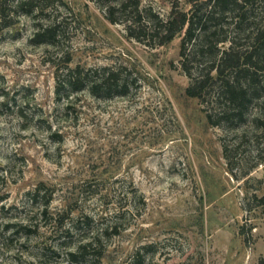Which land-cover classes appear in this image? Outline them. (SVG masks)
<instances>
[{
  "label": "rangeland",
  "instance_id": "obj_1",
  "mask_svg": "<svg viewBox=\"0 0 264 264\" xmlns=\"http://www.w3.org/2000/svg\"><path fill=\"white\" fill-rule=\"evenodd\" d=\"M143 3L163 15L175 3L190 9L188 0ZM51 10L47 24L66 23L59 46L34 45L38 21L26 16L0 31V264H259L264 126L254 119L264 120V91L245 123L213 127L186 95L181 36L149 48L89 0H57ZM62 56L70 67H126L141 88L58 103ZM87 216L90 226L73 230ZM114 222L119 234L71 262L87 236Z\"/></svg>",
  "mask_w": 264,
  "mask_h": 264
},
{
  "label": "trees",
  "instance_id": "obj_2",
  "mask_svg": "<svg viewBox=\"0 0 264 264\" xmlns=\"http://www.w3.org/2000/svg\"><path fill=\"white\" fill-rule=\"evenodd\" d=\"M89 1L104 12L111 24L123 26L130 39L146 47H164L181 36L179 64L190 81L186 95L200 102L213 127H236L247 121L250 108L264 91V0H188V11L175 3L167 15L143 0ZM55 2L0 0V31L26 16L38 21L31 40L34 45L59 46L65 21L55 16L48 24L45 22ZM62 59L65 66L58 69L55 78L58 103L83 92L94 98L128 97L141 88L139 79L126 67H70L71 60ZM254 121L264 126V120ZM259 145L258 154L262 155L264 138ZM224 149L227 158L228 150ZM30 197L32 201L39 197V190ZM254 199L264 208V197ZM86 220L74 222L73 230H81L82 224L89 227L92 219L87 216ZM118 227V222L106 224L87 236L86 242L69 253L71 262L97 250L102 238L119 234ZM147 249L143 246L140 250ZM259 264H264V256Z\"/></svg>",
  "mask_w": 264,
  "mask_h": 264
}]
</instances>
